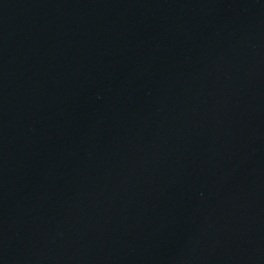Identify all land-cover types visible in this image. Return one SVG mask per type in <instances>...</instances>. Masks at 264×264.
I'll use <instances>...</instances> for the list:
<instances>
[{
	"label": "water",
	"instance_id": "obj_1",
	"mask_svg": "<svg viewBox=\"0 0 264 264\" xmlns=\"http://www.w3.org/2000/svg\"><path fill=\"white\" fill-rule=\"evenodd\" d=\"M0 264H264V0H0Z\"/></svg>",
	"mask_w": 264,
	"mask_h": 264
}]
</instances>
